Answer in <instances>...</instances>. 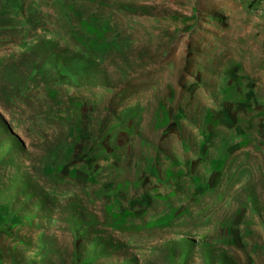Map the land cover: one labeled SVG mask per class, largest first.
<instances>
[{"label":"rangeland","instance_id":"obj_1","mask_svg":"<svg viewBox=\"0 0 264 264\" xmlns=\"http://www.w3.org/2000/svg\"><path fill=\"white\" fill-rule=\"evenodd\" d=\"M0 264H264V0H0Z\"/></svg>","mask_w":264,"mask_h":264}]
</instances>
